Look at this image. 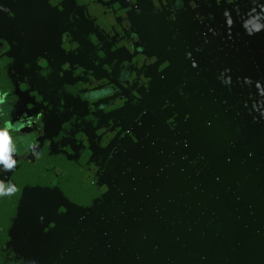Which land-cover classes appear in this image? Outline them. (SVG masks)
Wrapping results in <instances>:
<instances>
[{"label": "water", "instance_id": "water-1", "mask_svg": "<svg viewBox=\"0 0 264 264\" xmlns=\"http://www.w3.org/2000/svg\"><path fill=\"white\" fill-rule=\"evenodd\" d=\"M231 2L198 39L139 15L151 97L123 138L119 116L105 192L52 194L60 215L30 181L23 203L3 205V264H264V0Z\"/></svg>", "mask_w": 264, "mask_h": 264}, {"label": "flooded vegetation", "instance_id": "flooded-vegetation-1", "mask_svg": "<svg viewBox=\"0 0 264 264\" xmlns=\"http://www.w3.org/2000/svg\"><path fill=\"white\" fill-rule=\"evenodd\" d=\"M230 3L0 0V91L4 102L0 133L7 135L12 163L11 168L0 163V191L16 189L11 195H0V230L3 205L23 203L30 181L35 182V191L49 194L43 205L58 203L60 215L69 210L63 207L67 202L60 203L52 194H64L68 200L92 186L99 194L105 192L98 175L108 161L105 150L114 152L121 146L119 116L126 117L120 126L123 138L132 131L128 126L137 120L136 111L147 112L141 102L151 97L156 60L139 41L138 33L145 32L139 27L140 14L146 13L148 25L166 19L175 25L187 22L193 26L188 29L194 32L192 37L198 39L200 28L195 26H203L202 31L211 35L212 29L204 27L212 28L213 15ZM182 30L174 29L177 37ZM7 81L12 82L11 92L5 91ZM3 110L11 117L13 129L6 126ZM41 199L40 195L35 200ZM2 239L3 233L0 242Z\"/></svg>", "mask_w": 264, "mask_h": 264}, {"label": "clouds", "instance_id": "clouds-1", "mask_svg": "<svg viewBox=\"0 0 264 264\" xmlns=\"http://www.w3.org/2000/svg\"><path fill=\"white\" fill-rule=\"evenodd\" d=\"M9 153H10V149H9L8 138L5 141L2 137H0V163L6 165L7 168L12 167ZM15 191L16 189L14 187H8L5 191H0V195H11Z\"/></svg>", "mask_w": 264, "mask_h": 264}, {"label": "snow or ice", "instance_id": "snow-or-ice-1", "mask_svg": "<svg viewBox=\"0 0 264 264\" xmlns=\"http://www.w3.org/2000/svg\"><path fill=\"white\" fill-rule=\"evenodd\" d=\"M0 137H2L5 141L7 140V135L6 134L0 133Z\"/></svg>", "mask_w": 264, "mask_h": 264}]
</instances>
